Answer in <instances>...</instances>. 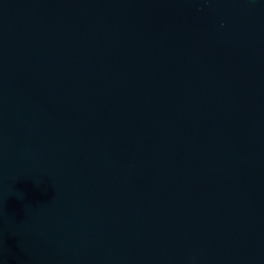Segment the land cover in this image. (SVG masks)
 Returning <instances> with one entry per match:
<instances>
[{
  "label": "water",
  "instance_id": "95a60500",
  "mask_svg": "<svg viewBox=\"0 0 264 264\" xmlns=\"http://www.w3.org/2000/svg\"><path fill=\"white\" fill-rule=\"evenodd\" d=\"M0 264H264V0H0Z\"/></svg>",
  "mask_w": 264,
  "mask_h": 264
}]
</instances>
